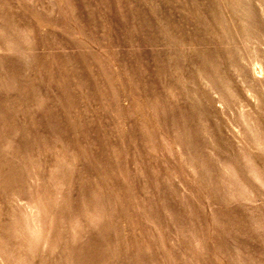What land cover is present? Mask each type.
<instances>
[{
    "label": "rangeland",
    "instance_id": "rangeland-1",
    "mask_svg": "<svg viewBox=\"0 0 264 264\" xmlns=\"http://www.w3.org/2000/svg\"><path fill=\"white\" fill-rule=\"evenodd\" d=\"M0 264H264V0H0Z\"/></svg>",
    "mask_w": 264,
    "mask_h": 264
},
{
    "label": "bare ground",
    "instance_id": "bare-ground-1",
    "mask_svg": "<svg viewBox=\"0 0 264 264\" xmlns=\"http://www.w3.org/2000/svg\"><path fill=\"white\" fill-rule=\"evenodd\" d=\"M253 63V62H252ZM254 64V63H253ZM253 67V66H252ZM253 69V68H252ZM239 73V72H238ZM243 76V75H242ZM263 84V83H262ZM252 85V84H251ZM263 87V86H262ZM249 120V119H248ZM245 124V123H244ZM252 125V124H251ZM259 126V125H258ZM252 127V126H251ZM239 144V143H238ZM221 167V166H220ZM224 167V166H223ZM224 171H225V169H224ZM16 204V203H15ZM36 216V215H35ZM33 219V218H32ZM33 222H34V220H33ZM35 223H36V221H35Z\"/></svg>",
    "mask_w": 264,
    "mask_h": 264
}]
</instances>
